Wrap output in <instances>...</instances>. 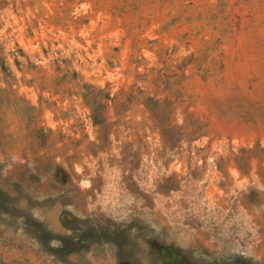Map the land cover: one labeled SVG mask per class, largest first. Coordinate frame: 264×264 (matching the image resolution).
I'll return each instance as SVG.
<instances>
[{
	"label": "rangeland",
	"instance_id": "374dc122",
	"mask_svg": "<svg viewBox=\"0 0 264 264\" xmlns=\"http://www.w3.org/2000/svg\"><path fill=\"white\" fill-rule=\"evenodd\" d=\"M0 264H264V0H0Z\"/></svg>",
	"mask_w": 264,
	"mask_h": 264
}]
</instances>
